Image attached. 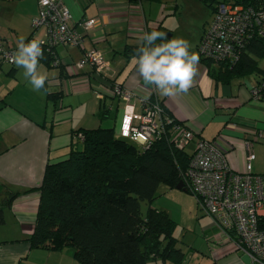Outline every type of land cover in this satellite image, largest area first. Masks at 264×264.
Segmentation results:
<instances>
[{"label":"crops","instance_id":"0c3cea01","mask_svg":"<svg viewBox=\"0 0 264 264\" xmlns=\"http://www.w3.org/2000/svg\"><path fill=\"white\" fill-rule=\"evenodd\" d=\"M63 1L73 16L75 27L83 34L84 43L83 48L55 46L53 52L58 66L40 61V70L48 74L46 90L33 91L23 70L14 63L0 64V183L4 184L3 192L37 187L45 166L67 158L78 146L81 130L112 127L116 136L139 145L134 128L140 124L144 100L162 102L163 107L193 133L192 141L214 139L224 134L234 146L228 154L230 167L244 169V140L250 139V134L242 128L264 130V101L252 99L249 93L251 86L264 79V64L259 65L257 57L254 58L259 72L234 77L228 83L213 79L199 60L198 74L188 93L161 96L151 86H145L132 56L124 53L126 46H138L141 41L137 33L129 30L130 24L143 23V11L134 10L141 0ZM92 3L96 4L95 8L89 11ZM37 14V0H0V37L6 47L16 49L21 36L25 41L30 37L46 39L44 27L31 28V20ZM100 15L101 23L89 32L85 33L77 23ZM159 22L162 25L161 19L147 21L144 18L147 27ZM206 29H202L195 45L196 53H199L198 43ZM93 49L102 53L108 66L99 72L90 66L77 70L74 66L83 52ZM117 81L134 93L135 98L127 101L113 95L111 88ZM102 109L108 111V115L100 120ZM229 123L240 128H228ZM258 143H264V139L251 144L253 152L259 148ZM251 170L264 174V158L255 155ZM37 205L35 190L21 193L4 209L0 225L5 224L6 214H9L18 231L15 229L10 239L0 240V264H23L34 249L22 239L33 231ZM213 227L208 224L204 229L205 233L213 230L212 241L217 238ZM219 245L212 264H249L230 242Z\"/></svg>","mask_w":264,"mask_h":264},{"label":"trees","instance_id":"16d2710c","mask_svg":"<svg viewBox=\"0 0 264 264\" xmlns=\"http://www.w3.org/2000/svg\"><path fill=\"white\" fill-rule=\"evenodd\" d=\"M204 1L214 11L216 0ZM237 2L264 8V0ZM152 30L163 32L165 27L159 22L147 28V32ZM137 47L126 46L125 55L133 56ZM54 48L45 50L40 61L53 66ZM198 55L213 79L228 83L234 77L260 71L254 57L264 58V39L255 37L245 42L234 63ZM163 110L172 121L165 124L164 132L149 146L116 136L112 127L85 129L80 131L78 146L67 158L45 166L37 187L3 192L4 184L0 183V223L4 209L18 195L36 190L33 231L22 239L30 248H71L80 264H147L157 257L185 264L186 255L174 236L175 222L166 211L151 205L160 184L172 189L183 182L192 154L175 145L172 127L181 122L164 107ZM107 113L102 109L100 120ZM183 186L190 192L186 184Z\"/></svg>","mask_w":264,"mask_h":264},{"label":"built area","instance_id":"2783aa9c","mask_svg":"<svg viewBox=\"0 0 264 264\" xmlns=\"http://www.w3.org/2000/svg\"><path fill=\"white\" fill-rule=\"evenodd\" d=\"M38 14L31 20V28L44 27L46 39L42 41L43 52L51 46L83 48L84 36L75 27L73 16L63 0H37ZM140 2L135 11H140ZM126 17L128 14L126 13ZM102 16L79 20L77 23L86 33L101 23ZM130 24L129 30L142 38L147 25ZM264 39V8L227 0L216 4L213 18L198 44L199 54L213 61L237 60L238 49L252 38ZM34 38H29L28 41ZM39 40V39H38ZM14 48H8L0 37V64H13ZM58 62L55 61L54 65ZM85 66L94 67L96 72L107 67L102 53L96 49L84 51L75 63L77 70ZM112 93L127 101L135 98L119 81L113 84ZM252 99L264 101V79L249 88ZM140 124L134 128L140 144L149 146L164 132L165 124L172 121L165 114L163 105L144 100ZM228 128H240L235 123ZM175 132L174 143L184 148L193 140V133L182 124L172 127ZM250 134L244 140L246 154L244 169L239 171L230 167L228 154L234 148L224 134L214 139L198 138L189 165L183 173V183L198 200L202 212L209 215L212 225L217 228V238L213 240L218 248L221 242H230L248 260L249 264H264V174L251 170L255 154L251 144L264 139V130L255 127L242 128ZM81 137V135H79Z\"/></svg>","mask_w":264,"mask_h":264},{"label":"rangeland","instance_id":"374dc122","mask_svg":"<svg viewBox=\"0 0 264 264\" xmlns=\"http://www.w3.org/2000/svg\"><path fill=\"white\" fill-rule=\"evenodd\" d=\"M218 1L220 0L213 2V5H216ZM95 5L92 3L88 10L92 11ZM139 5V12L142 13L143 11L144 14L143 18L147 21L161 19L162 26L170 32L171 38L182 37L188 40L192 45L191 51H195V45L199 40L201 31L204 27L209 26L214 13L209 2L204 0H141ZM121 29L123 28L121 27ZM257 61L259 65L264 64V58H258ZM258 146L259 148L254 150V154L264 158V143H258ZM185 149L192 152L194 141L187 144ZM151 205L166 211L175 222L174 236L178 240V247L186 255L185 264L213 263V258L217 255L220 245L216 248L210 238L214 235L213 230H210L211 233L204 232L205 226L212 224V220L209 215L202 212L193 193L176 188L171 189L160 184ZM142 208L145 209L146 205L143 204ZM5 220V224L0 225V240L10 239L14 235V230L17 229L9 214H6ZM213 228L216 229L217 234V228ZM22 263L80 264L74 258L71 248L63 251L34 248L31 249L30 255ZM147 264L175 263L157 257L149 259Z\"/></svg>","mask_w":264,"mask_h":264},{"label":"clouds","instance_id":"9594fccd","mask_svg":"<svg viewBox=\"0 0 264 264\" xmlns=\"http://www.w3.org/2000/svg\"><path fill=\"white\" fill-rule=\"evenodd\" d=\"M160 43H156L157 41ZM182 37L169 39L164 32L152 30L141 38L132 61L145 86H151L161 96L171 97L188 93L198 74L199 55ZM42 41L18 39L13 62L23 70L26 82L35 92L45 89L46 71H41Z\"/></svg>","mask_w":264,"mask_h":264},{"label":"water","instance_id":"95a60500","mask_svg":"<svg viewBox=\"0 0 264 264\" xmlns=\"http://www.w3.org/2000/svg\"><path fill=\"white\" fill-rule=\"evenodd\" d=\"M164 33H166V34H167V37L170 39V37H171L170 32H168V31H164ZM175 188H176V189H179V190H184V191H186V189H185L184 186H183V182H182V181H179V182L177 183V185L175 186Z\"/></svg>","mask_w":264,"mask_h":264}]
</instances>
